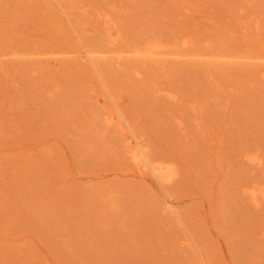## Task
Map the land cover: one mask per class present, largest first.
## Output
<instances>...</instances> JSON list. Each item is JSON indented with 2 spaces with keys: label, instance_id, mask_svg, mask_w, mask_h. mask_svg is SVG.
Wrapping results in <instances>:
<instances>
[{
  "label": "rangeland",
  "instance_id": "rangeland-1",
  "mask_svg": "<svg viewBox=\"0 0 264 264\" xmlns=\"http://www.w3.org/2000/svg\"><path fill=\"white\" fill-rule=\"evenodd\" d=\"M0 264H264V0H0Z\"/></svg>",
  "mask_w": 264,
  "mask_h": 264
},
{
  "label": "bare ground",
  "instance_id": "bare-ground-1",
  "mask_svg": "<svg viewBox=\"0 0 264 264\" xmlns=\"http://www.w3.org/2000/svg\"><path fill=\"white\" fill-rule=\"evenodd\" d=\"M108 36H109V34H107ZM112 38V39H111ZM116 39V38H115ZM114 41L115 40H113V37H110L109 36V39H108V43L109 44H113L114 43ZM142 51V50H141ZM84 52H86V51H84ZM147 55H149V54H151V53H153V51H152V48H149L146 52H145ZM134 54H136V55H140V52H135ZM134 56V55H133ZM142 56V55H141ZM84 57H86L85 59H87V60H89V61H91V59H92V57L89 55V53H87L86 52V55L84 56ZM111 119V118H110ZM136 156V155H135ZM152 171V170H151Z\"/></svg>",
  "mask_w": 264,
  "mask_h": 264
}]
</instances>
